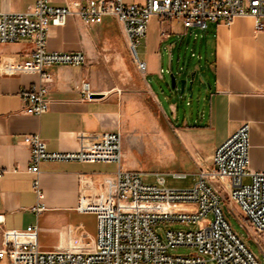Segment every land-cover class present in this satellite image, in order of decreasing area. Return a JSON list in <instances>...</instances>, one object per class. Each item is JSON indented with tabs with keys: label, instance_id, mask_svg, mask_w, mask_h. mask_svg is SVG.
Returning a JSON list of instances; mask_svg holds the SVG:
<instances>
[{
	"label": "crops",
	"instance_id": "crops-1",
	"mask_svg": "<svg viewBox=\"0 0 264 264\" xmlns=\"http://www.w3.org/2000/svg\"><path fill=\"white\" fill-rule=\"evenodd\" d=\"M72 1L86 3L87 0H52V4L65 6ZM33 4V0H0V12H25L32 9ZM164 23L166 27L160 41L178 37L171 43L172 50L179 44L198 40L193 34L195 28L205 31L201 43L206 48L209 40L213 42L209 115L210 126L219 136L210 153L202 157L198 142L201 127L187 123L182 127L172 126L173 134L193 165L191 175L211 167L216 147L245 122L251 125L250 170H262L264 30L255 28L252 16L236 17L230 26L209 23L204 30L197 26L187 28L178 20ZM34 49V43L27 38L0 46V227L24 231L36 225L38 247L44 252H91L96 248L97 215L79 210L78 205L81 199L96 201L114 196L117 165L43 162L37 175L29 170L31 152L24 137L38 134L50 151L70 152L78 150L79 134L125 132L133 127L140 113L141 77L138 73L141 72L131 63L127 42L116 18L105 16L101 23L87 26L81 18L70 16L65 26L49 28L47 49L82 51L86 63L79 67L55 65L49 68L52 75V82L48 84L49 109L34 116L24 112L20 92L37 89L39 74H10L3 69L10 62L26 60ZM160 62L163 65L162 59ZM161 64L159 77L165 79ZM148 72L147 64L144 79L157 101L154 89L146 80ZM150 73H155L154 68ZM84 81L89 83L92 92L89 99L82 96ZM171 99L168 97L169 101ZM170 112L178 118L172 102ZM129 151L123 143V166L137 170ZM37 177L43 194L40 202L45 206L39 214L32 210L39 202L33 187ZM3 248L0 231V249ZM0 264H10V260L5 256Z\"/></svg>",
	"mask_w": 264,
	"mask_h": 264
},
{
	"label": "built area",
	"instance_id": "built-area-1",
	"mask_svg": "<svg viewBox=\"0 0 264 264\" xmlns=\"http://www.w3.org/2000/svg\"><path fill=\"white\" fill-rule=\"evenodd\" d=\"M25 12H0V46L30 39L35 49L29 58L10 62L8 73L35 72L40 76L37 89L20 92L24 112L40 116L49 109V87L55 65L79 67L86 63L82 51H49L47 42L51 26H65L68 17L77 16L87 26L99 24L105 16L120 23L131 57L142 74L147 62L138 55V46L146 37L153 16L161 22L178 20L185 27L206 29L209 23L230 26L239 16H252L257 30H264V0H87L55 6L52 0H33ZM82 96L91 97L89 83L81 85ZM251 125L243 123L216 147L211 167L193 175L189 188L166 186V175L126 169L123 135L120 131L79 134V148L70 152H53L38 135H26L30 148L32 173H40L43 162L115 163L114 196L90 201L81 199L78 209L97 215L96 248L91 252H44L38 247L37 226L24 231L0 229L5 256L10 264H264L233 230L226 217L221 190L213 183L228 187V199L240 209L244 221L256 235H264V168L250 170ZM1 173V172H0ZM187 179V173H173ZM248 178L250 182L245 183ZM33 187L39 202L32 210H45L38 177ZM211 216L209 220H205ZM200 224L195 230L169 228L171 224ZM166 228L165 231H159ZM192 247L188 255L170 253L173 247Z\"/></svg>",
	"mask_w": 264,
	"mask_h": 264
},
{
	"label": "rangeland",
	"instance_id": "rangeland-1",
	"mask_svg": "<svg viewBox=\"0 0 264 264\" xmlns=\"http://www.w3.org/2000/svg\"><path fill=\"white\" fill-rule=\"evenodd\" d=\"M166 24L157 16L151 17L148 23L146 37L138 46V55L148 64L149 72L147 82L154 89L152 95L144 75L141 77L140 113L133 127L122 132L123 143L128 147L130 157L137 164V170L145 173H162L166 175V186L175 189L189 188L193 185V176L190 173L191 165L187 153L180 146L173 134L172 126L182 127L183 123L198 125L199 129V153L205 157L210 153L219 133L210 126V84L213 81L210 55L213 51V42L209 40L208 48L202 44L205 31L193 29V34L198 40L192 39L188 44H179L172 50L170 41L163 40L162 31ZM180 40V39H178ZM131 63L135 65L131 54ZM162 59V63L160 62ZM159 64L163 66L165 79L159 77L161 71ZM136 68V67H135ZM154 68V74L150 73ZM176 83L173 84V77ZM187 80L184 92L181 93L182 81ZM171 97V101L168 100ZM173 103L178 112V118L172 116L170 103ZM161 106H160V105ZM163 108V110L161 109ZM176 113V112H175ZM175 172H187V179H176L172 176ZM245 183L250 182L248 178ZM221 190L222 205L233 230L243 239L256 256L264 262V235H256L244 221L239 207L228 199V187L224 184L213 183ZM208 216L205 220H209ZM178 230H195L200 224L175 223L168 226ZM166 228H160L163 232ZM194 252L192 247H173L170 253L174 255H188ZM207 264H217L208 261Z\"/></svg>",
	"mask_w": 264,
	"mask_h": 264
},
{
	"label": "water",
	"instance_id": "water-1",
	"mask_svg": "<svg viewBox=\"0 0 264 264\" xmlns=\"http://www.w3.org/2000/svg\"><path fill=\"white\" fill-rule=\"evenodd\" d=\"M172 77H173V84L175 86L176 80H175V77L173 75H172ZM185 83H186V80L182 81V89H181V92H184Z\"/></svg>",
	"mask_w": 264,
	"mask_h": 264
}]
</instances>
